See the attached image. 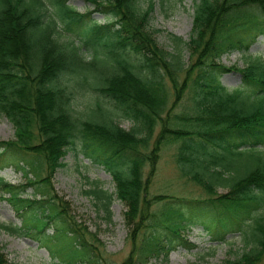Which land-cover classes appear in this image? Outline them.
I'll return each instance as SVG.
<instances>
[{"label":"trees","instance_id":"obj_1","mask_svg":"<svg viewBox=\"0 0 264 264\" xmlns=\"http://www.w3.org/2000/svg\"><path fill=\"white\" fill-rule=\"evenodd\" d=\"M67 1L0 0V115L14 129L12 140H0V171L14 168L24 178L21 186L0 179V196L24 226L4 229L27 230L56 264L105 261L99 240L71 217L52 184L64 157L78 151L111 177L125 207L133 248L122 264H168L179 243L197 247L182 232L198 224L211 247L242 237L243 253L224 264H264V59L243 69L221 64L264 37V0H195L188 63L148 29L151 0L145 10L141 0H84L93 7L84 14ZM233 70L242 82L228 90L221 76ZM85 91L94 100L83 117L77 97ZM170 145L204 197L149 194ZM88 193L109 214V196ZM0 264H10L1 247Z\"/></svg>","mask_w":264,"mask_h":264},{"label":"rangeland","instance_id":"obj_2","mask_svg":"<svg viewBox=\"0 0 264 264\" xmlns=\"http://www.w3.org/2000/svg\"><path fill=\"white\" fill-rule=\"evenodd\" d=\"M149 0H141L140 7L147 9ZM154 9L148 15V29L154 33L159 45L172 54L181 55L185 63L190 62V49L188 47L193 20L195 0H151ZM67 6L79 14L93 11V7L84 0H68ZM93 20L100 25L107 23V18L94 13ZM176 39H179L177 41ZM61 41L66 39L62 36ZM82 56L89 60L91 55L86 48H82ZM264 59V37L251 47L248 54L243 55L234 52L225 55L221 64L229 69L237 67L243 69L254 59ZM222 84L228 90H234L241 85L242 77L237 70L224 73L221 76ZM94 100L91 92H83L77 97L80 105L77 110L85 117L88 103ZM183 108L177 107L174 111L180 115ZM119 126L128 131L133 124L129 121L117 118ZM161 127L156 129L155 135L160 132ZM14 137V129L8 120L0 115V140L9 141ZM176 145L165 147L160 154L158 169L154 177L150 178L149 194L169 195L179 197L205 196L202 188L198 187L189 177L184 176L176 162ZM64 166L57 170L52 180L55 193L67 203V210L78 224L86 232L95 235L99 240L95 246L105 258L100 264H122L131 254L133 244L129 237V229L124 222L125 207L116 197L115 185L111 177L98 165L85 159L78 151H70L63 159ZM0 179L14 186L24 184L22 174L7 168L0 171ZM94 189L103 191L109 196V214L102 208L103 201H98L89 191ZM219 194L227 193L224 188H219ZM1 193V192H0ZM29 190L27 194H30ZM8 196H0V247L3 249L10 264H56L45 249H41L38 242L31 236L23 234L21 219L5 199ZM20 229L16 235L4 229ZM203 226L196 225L194 228L182 232V238L196 244L197 247L186 246L179 243L169 256L168 264H224V261L240 256L244 250L242 237L237 234L227 241L211 245L208 239L201 234ZM30 232H33L31 230ZM53 229L46 230L51 235ZM140 239V233L139 237ZM209 248H215L210 253ZM211 254V255H210ZM60 258V256H58ZM154 264V261H151ZM158 264H160L158 262Z\"/></svg>","mask_w":264,"mask_h":264}]
</instances>
